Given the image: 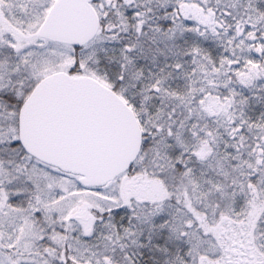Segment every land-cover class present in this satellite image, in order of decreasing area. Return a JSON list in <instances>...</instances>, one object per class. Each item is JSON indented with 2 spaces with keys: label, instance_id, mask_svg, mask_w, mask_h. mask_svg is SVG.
Returning a JSON list of instances; mask_svg holds the SVG:
<instances>
[{
  "label": "snow or ice",
  "instance_id": "1",
  "mask_svg": "<svg viewBox=\"0 0 264 264\" xmlns=\"http://www.w3.org/2000/svg\"><path fill=\"white\" fill-rule=\"evenodd\" d=\"M0 264H264V0H0Z\"/></svg>",
  "mask_w": 264,
  "mask_h": 264
}]
</instances>
